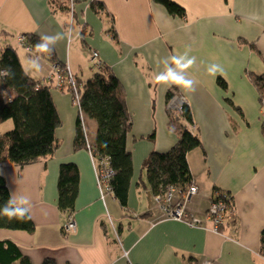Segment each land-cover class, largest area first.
I'll return each instance as SVG.
<instances>
[{
  "label": "crops",
  "instance_id": "0c3cea01",
  "mask_svg": "<svg viewBox=\"0 0 264 264\" xmlns=\"http://www.w3.org/2000/svg\"><path fill=\"white\" fill-rule=\"evenodd\" d=\"M97 1L103 10L93 8ZM175 1L183 5V16L152 0H69L61 9L50 0H0V49L13 46L25 71L45 79L51 64L27 52L17 36L59 34L49 44L58 62L82 81L92 75L89 55L97 51L122 82L132 120L127 148L134 174L122 207L112 193L101 196L90 150L73 149L78 109L71 95L51 88L61 120L54 155L21 168L0 164L10 195L29 198L35 229H0V239L17 241L34 264L49 256L57 264H264V107L252 77L264 71V0ZM185 52L196 58L184 73L190 87L156 83L161 61ZM212 64L223 74L210 75ZM168 94L188 104L192 131L200 138L186 156L199 189L187 211L201 226L165 217L139 184L147 154L166 151L178 138L167 124ZM67 162L79 172L71 212L76 229L70 233L62 228L68 213L57 206L58 169ZM216 192L230 194L233 203L226 223L213 231L206 210Z\"/></svg>",
  "mask_w": 264,
  "mask_h": 264
},
{
  "label": "trees",
  "instance_id": "16d2710c",
  "mask_svg": "<svg viewBox=\"0 0 264 264\" xmlns=\"http://www.w3.org/2000/svg\"><path fill=\"white\" fill-rule=\"evenodd\" d=\"M152 1L162 4L171 15L183 16L185 14L183 5L175 0ZM50 2L57 9H61L68 7L69 0H50ZM92 5L96 11L103 10V5L99 1ZM25 36L27 52L49 62L51 74L53 65L59 69L66 66L64 63L58 62L49 43L48 48L52 49L51 53L39 52L36 45L46 41L33 34ZM1 70L3 72H0V125L11 119L12 127L0 131V164L8 162L21 168L34 161L52 157L60 145L55 131L61 124V120L50 93L51 88L56 87L49 78L51 74L41 80L29 75L20 62L19 54L11 45L0 49ZM91 72L92 75L86 81L76 78L79 94L78 105L83 120L77 115L73 149H88L97 163L103 160L107 162V167L112 171V176L108 179L110 193L122 207H126L128 190L134 174L133 158L127 148L128 134L132 129L131 114L125 103L123 84L111 68L102 64L100 69H93ZM252 77L259 93L260 105L264 107V71L258 75L252 74ZM62 85L64 87L60 90L69 92L73 104V92L65 82ZM170 99L171 94H168L167 101ZM167 113L168 128L178 135V138L166 151L151 150L141 166V169L145 171V179L141 178L142 183L139 182V184L148 188L153 199L157 195L163 197L169 186H174L179 190L177 199L188 190L190 182L194 180L186 154L189 150L200 145V138L192 131V113L187 103L180 110L168 109ZM86 117L95 122L96 131L92 135V139L89 138L87 129H85L87 128L85 126ZM82 122L85 128L82 127ZM58 173L57 206L69 215L74 210L79 185L77 165L73 162L63 163L60 165ZM218 197L225 199L231 210L233 198L230 194L221 192L218 193ZM9 198L10 193L6 179L1 173L0 208L8 202ZM4 228L25 232L35 230L30 213L23 220L0 215V229ZM63 230L67 232L65 228ZM260 231L259 253L264 256V227ZM14 262L34 264L29 255L21 251L17 241L4 237V239H0V264ZM39 264L57 263L53 257L49 256L43 258Z\"/></svg>",
  "mask_w": 264,
  "mask_h": 264
},
{
  "label": "built area",
  "instance_id": "2783aa9c",
  "mask_svg": "<svg viewBox=\"0 0 264 264\" xmlns=\"http://www.w3.org/2000/svg\"><path fill=\"white\" fill-rule=\"evenodd\" d=\"M17 42H19V44L26 48L25 35H18ZM89 61L91 62L93 69H100L102 61L100 60L97 51H93L90 53ZM0 72H3V70H1ZM49 78L58 89L64 87L62 85L64 84V82L67 84V87L70 88L71 92H73L74 94L73 106L77 107V115L81 118V120H83V116L78 105V83H76V77L72 74V72H70L68 66H65L63 69H59L56 65H53V71ZM185 103L186 102L182 100V97L175 95L169 100L168 107L170 110L176 111L180 110ZM82 127L85 128L83 126V122ZM95 170L97 171L96 180L98 182L99 192L101 193V196L104 195L103 192L110 193L108 179L112 176V171L107 167V162L103 160L97 163V167ZM187 189L188 190L185 193H182L179 199H177V193L179 190H177V188H175L174 186H169L167 189L168 191L164 194V196L160 197L157 195L156 197H154V201L158 204L161 212L164 213L165 217L178 221L183 220L191 226H201L200 222L195 217L190 215L187 211V204L189 203L191 196L198 194L199 189L194 181L190 182V185ZM213 195L214 197H211L206 211L208 219L213 224L212 230L218 231L220 230V227L226 223L227 215H229L232 210H230L225 199L218 197L217 192ZM66 217L67 220L63 228H65L68 233L75 231L76 227L73 216L69 214ZM202 264H212V262L206 260Z\"/></svg>",
  "mask_w": 264,
  "mask_h": 264
},
{
  "label": "clouds",
  "instance_id": "9594fccd",
  "mask_svg": "<svg viewBox=\"0 0 264 264\" xmlns=\"http://www.w3.org/2000/svg\"><path fill=\"white\" fill-rule=\"evenodd\" d=\"M60 38L59 34L51 38L41 36V40H45L46 42L38 43L36 49L39 52L51 53L52 49L48 48V43H55ZM195 62L196 58L194 56H189L187 52L182 55H174L163 59L161 63L164 65V70L160 71L155 76L156 83L165 85L166 87L177 85L185 89L189 88L191 81L185 79L184 73L191 68ZM30 63L33 67L39 68L35 60L30 61ZM208 73L213 76L217 73L223 74V68L218 64H212L208 68ZM29 212V198L24 196L16 197L14 194H11L8 202L0 208V215H5L9 218H19L21 220L27 218Z\"/></svg>",
  "mask_w": 264,
  "mask_h": 264
},
{
  "label": "rangeland",
  "instance_id": "374dc122",
  "mask_svg": "<svg viewBox=\"0 0 264 264\" xmlns=\"http://www.w3.org/2000/svg\"><path fill=\"white\" fill-rule=\"evenodd\" d=\"M87 67L90 69L89 65H87ZM93 121V119H90L88 117L85 118V126L87 127V135L89 136V138L92 137V133H93V130L95 129L94 125H95V122H94V125H91L90 121ZM12 127V121L11 119L10 120H7V121H4V123H2L0 125V131H5V130H8ZM95 131V130H94ZM92 139V138H91Z\"/></svg>",
  "mask_w": 264,
  "mask_h": 264
},
{
  "label": "water",
  "instance_id": "95a60500",
  "mask_svg": "<svg viewBox=\"0 0 264 264\" xmlns=\"http://www.w3.org/2000/svg\"><path fill=\"white\" fill-rule=\"evenodd\" d=\"M148 196L150 197V193L148 192Z\"/></svg>",
  "mask_w": 264,
  "mask_h": 264
}]
</instances>
